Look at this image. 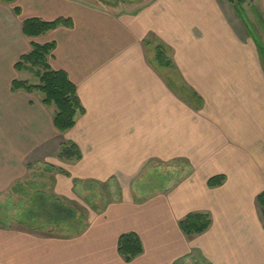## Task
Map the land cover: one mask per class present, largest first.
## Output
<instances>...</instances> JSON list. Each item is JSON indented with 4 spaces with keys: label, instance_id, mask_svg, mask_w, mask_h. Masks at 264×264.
<instances>
[{
    "label": "crops",
    "instance_id": "0c3cea01",
    "mask_svg": "<svg viewBox=\"0 0 264 264\" xmlns=\"http://www.w3.org/2000/svg\"><path fill=\"white\" fill-rule=\"evenodd\" d=\"M248 1L264 22V0ZM0 4L20 10L19 16L11 11L13 21L0 23V67L22 77L0 79V198L16 195L14 186L40 164L63 167L73 185L108 184L117 193L129 192L134 183L141 190L137 179L149 164L181 163L170 169L176 170V185L168 186L169 169L151 167L147 176L163 180L151 182L154 194L138 204L111 201L95 210L78 235L1 224L0 264H264L256 204L264 191V66L228 0H162L152 3L160 7L133 13L70 0ZM31 18H64L71 26L28 39L21 23ZM36 40L55 45L49 65L67 74L83 108L64 134L53 125L55 109L42 105L39 94L11 91L15 80L38 83L14 70ZM157 47L174 70L158 63ZM178 52L194 60L198 79H182L186 65ZM237 66L243 74L223 79L226 68ZM66 143L79 148V161L58 159ZM217 176L225 178L223 184L208 187ZM120 180L129 185L119 187ZM58 183L65 190V181ZM188 214L207 215L208 229L185 236L178 223ZM126 233L136 234L143 247L130 263L117 252Z\"/></svg>",
    "mask_w": 264,
    "mask_h": 264
},
{
    "label": "trees",
    "instance_id": "16d2710c",
    "mask_svg": "<svg viewBox=\"0 0 264 264\" xmlns=\"http://www.w3.org/2000/svg\"><path fill=\"white\" fill-rule=\"evenodd\" d=\"M13 3L14 0H7ZM233 6L237 17L242 21L252 38L260 58L264 60V46L259 40L256 33L252 32L251 26L246 21L244 5L248 0H228ZM16 16L20 15L19 8L13 10ZM258 23L264 30V22L260 15L255 12ZM70 27L71 21L69 19L59 18L51 22H46L40 19L31 18L24 20L21 23V32L25 38L37 39L47 33L55 30L58 27ZM31 51L22 56L14 66L17 73L27 72L32 74L37 80V84H31L28 81L15 80L11 84V91H23L28 94L37 93L41 96V103L47 108L53 107L55 113L53 115V125L55 129L64 134L70 131L75 126V118L77 114L83 113V108L77 96L76 87L69 81L66 73L62 71H54L49 65V58L55 48L53 43L38 44L31 42ZM166 51L161 47H157L156 60L162 66L174 70V66L165 55ZM58 159L65 162H77L81 159L79 148L73 143L61 144ZM62 174L68 176L67 173ZM225 178L223 176L213 177L208 180L207 185L210 188L221 186ZM42 201V199H41ZM50 206L44 205L40 207L38 212L34 214L37 218H44L40 220V224H47L49 228H54L48 231L50 235L58 234L56 229L61 228L67 233L65 235H78L84 229L82 225L84 216L76 217V211L73 208L65 206L59 199H54ZM256 204L260 210L261 220L264 227V191L256 198ZM209 218L203 214H188L182 221L178 223L180 231L187 237L200 235L204 233L209 227ZM18 226H23L18 223ZM26 229L33 230L29 227ZM36 231V230H35ZM39 231H41L39 229ZM117 252L125 263H130L143 253L142 243L139 237L134 233H126L120 236L117 244Z\"/></svg>",
    "mask_w": 264,
    "mask_h": 264
},
{
    "label": "rangeland",
    "instance_id": "374dc122",
    "mask_svg": "<svg viewBox=\"0 0 264 264\" xmlns=\"http://www.w3.org/2000/svg\"><path fill=\"white\" fill-rule=\"evenodd\" d=\"M75 3L81 4L83 6L91 7L94 9H98L101 11L110 10L113 12H125V13H133L135 11L145 10L149 7L155 6L160 7L161 4H152L153 2H160L162 0H70ZM246 3L244 7L245 16L247 23L251 26L252 32L256 33L259 37V40L264 46V30L259 25V21L255 15V11L253 7H249ZM11 5H4L0 4V23L2 21L7 20L13 21L14 18L11 16L12 11ZM254 12V13H253ZM17 21V19H16ZM1 27V26H0ZM1 38V37H0ZM26 44L29 43L26 40ZM43 40H36L37 43ZM176 47V45H174ZM182 56V64L186 65L185 68L182 69V79H198L195 77V70H194V60L189 61L185 57L187 56L184 52H178ZM171 56L176 57V52L172 51ZM262 64L264 66V60H262ZM241 67V65H240ZM209 71V69H206ZM229 72L228 76H224L223 79H228L231 74L234 75V71L236 75L243 74V70L239 69V67L235 68H226ZM239 70V71H238ZM5 67H0V79L5 78H13L20 79L22 78L20 75L13 74L10 71V74L6 75ZM24 73V72H23ZM26 73V72H25ZM6 76V77H5ZM24 77L29 78L26 74ZM25 79V78H24ZM34 79V78H33ZM203 79H211L210 76L203 77ZM213 79H216L215 77ZM30 83H35L34 81H30ZM171 87V86H170ZM173 88V87H171ZM179 163V164H177ZM171 162L165 165H160V163H153L149 164V169L147 168L146 171L142 172L141 178L137 179L138 185H140L141 190L135 189L136 185L131 188H127L129 192H123L122 189H118L117 193L112 192L113 190L110 189L108 184H100L94 183L86 184V183H76L73 185L71 183V178L65 179L64 174L66 171H63L62 168H56V165H45L40 164L32 167V172L29 174L28 178L17 185L14 186V189L18 190L16 195H13L12 192H9L7 195H4L0 198V225H4L7 227H17L18 223H22L23 226L20 227V230H25V227H29L33 230L39 231L40 233L36 232L37 234H47L49 230L54 228H49L47 224L42 225L40 224V220H44V218H36L34 216L35 213L38 212L40 207L51 206L53 204L54 199H59L63 202L65 206L73 208L76 211V217L81 218V215L84 216V220L82 221V225L84 226V222H87L95 213V210H100L102 207L111 203V201L116 200L117 202L122 199H132L134 204H138L142 202L146 195L154 194L155 187L152 186L160 184L163 182L162 176L157 175L154 178H150L147 176L151 173L150 168L156 169L158 166L163 168V172L168 171L169 177V187L176 185L178 179L176 177V170H170L171 168L176 169L177 165H180V162ZM147 176V177H146ZM182 177V176H181ZM65 181V184L61 185V187H65V190L60 191V185L58 181ZM130 180H120L118 186L126 188L129 185ZM84 188H80V185ZM132 184V183H131ZM179 184V183H178ZM177 184V185H178ZM73 185V186H71ZM131 186V185H130ZM83 190V191H82ZM124 193V194H122ZM59 194V195H58ZM63 195V196H60ZM66 194V196H65ZM126 194V195H125ZM42 199V201H41ZM141 205V204H140ZM58 234H65V232L61 226L56 229ZM68 235V234H67Z\"/></svg>",
    "mask_w": 264,
    "mask_h": 264
}]
</instances>
